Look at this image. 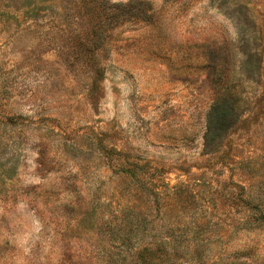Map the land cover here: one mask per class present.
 <instances>
[{"label": "rangeland", "instance_id": "rangeland-1", "mask_svg": "<svg viewBox=\"0 0 264 264\" xmlns=\"http://www.w3.org/2000/svg\"><path fill=\"white\" fill-rule=\"evenodd\" d=\"M0 264H264V0H0Z\"/></svg>", "mask_w": 264, "mask_h": 264}, {"label": "trees", "instance_id": "trees-1", "mask_svg": "<svg viewBox=\"0 0 264 264\" xmlns=\"http://www.w3.org/2000/svg\"><path fill=\"white\" fill-rule=\"evenodd\" d=\"M223 90L220 91L222 93ZM239 93L236 88L224 89L216 105L210 112L207 121L206 142H212L231 128L232 121L237 118V111L240 104Z\"/></svg>", "mask_w": 264, "mask_h": 264}]
</instances>
